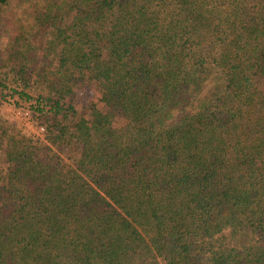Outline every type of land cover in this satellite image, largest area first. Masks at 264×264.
<instances>
[{"label":"trees","instance_id":"16d2710c","mask_svg":"<svg viewBox=\"0 0 264 264\" xmlns=\"http://www.w3.org/2000/svg\"><path fill=\"white\" fill-rule=\"evenodd\" d=\"M3 39L43 132L0 118V264H264V0H0Z\"/></svg>","mask_w":264,"mask_h":264},{"label":"rangeland","instance_id":"374dc122","mask_svg":"<svg viewBox=\"0 0 264 264\" xmlns=\"http://www.w3.org/2000/svg\"><path fill=\"white\" fill-rule=\"evenodd\" d=\"M6 40L3 39L0 43V49L5 45ZM92 95L91 90L83 89L80 91V100L81 104L86 101ZM0 118L4 120H8L10 122L15 123L16 125H20L24 127L29 133L33 135H41L43 132L41 128H38V124L32 119V112L29 110V105L21 103V106L18 108L13 106L12 104H8L1 98L0 93ZM4 156L0 153V168L5 169L6 164L4 161Z\"/></svg>","mask_w":264,"mask_h":264},{"label":"built area","instance_id":"2783aa9c","mask_svg":"<svg viewBox=\"0 0 264 264\" xmlns=\"http://www.w3.org/2000/svg\"><path fill=\"white\" fill-rule=\"evenodd\" d=\"M42 131H43V129H42Z\"/></svg>","mask_w":264,"mask_h":264}]
</instances>
